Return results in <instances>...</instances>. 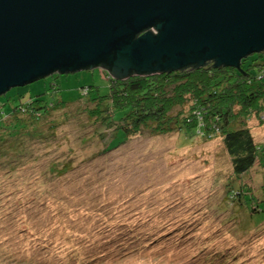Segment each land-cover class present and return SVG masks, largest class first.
I'll return each mask as SVG.
<instances>
[{
    "label": "rangeland",
    "instance_id": "obj_1",
    "mask_svg": "<svg viewBox=\"0 0 264 264\" xmlns=\"http://www.w3.org/2000/svg\"><path fill=\"white\" fill-rule=\"evenodd\" d=\"M87 86L101 96L109 89L99 68L55 73L11 89L0 96V104L8 115L15 106L47 92L48 103L75 102ZM261 117L250 120L259 144L264 143V112ZM74 119L72 133L67 126L53 142L54 153L73 150L77 168L69 176L43 185V177L35 183L27 179L30 171L42 168L21 166L13 175L6 169L9 165L0 169V264H264V226L247 236L220 226L240 224L237 209L231 214L219 209L226 181L219 178L222 173L231 176L232 168L220 140L182 147L178 135H135L99 156L102 147L96 142L77 144L94 127L85 115ZM257 184L264 180L259 178ZM112 216L120 219L111 221ZM125 220L133 230L138 226L136 232L142 228L153 233L156 242L146 249L151 238L143 248H131V236L128 242L102 232L114 231L109 227ZM186 227L194 231L183 243L179 235Z\"/></svg>",
    "mask_w": 264,
    "mask_h": 264
},
{
    "label": "trees",
    "instance_id": "obj_2",
    "mask_svg": "<svg viewBox=\"0 0 264 264\" xmlns=\"http://www.w3.org/2000/svg\"><path fill=\"white\" fill-rule=\"evenodd\" d=\"M252 56L241 61L240 69L216 67L212 61L160 75L132 74L125 79H116L100 67L109 83L105 95L87 86L75 102L57 99L48 103L47 92L15 106L8 115L0 104V169L9 165L6 169L13 175L21 166L42 168L30 171L27 179L35 183L43 177V185L45 180L69 176L77 168L70 154L73 150L68 154L54 153L57 146L53 142L60 140L56 135L67 126L72 133L70 125L78 115H85L94 131H87L88 135L81 136L77 144L96 142L102 147L99 156L115 151L135 135H178L182 147L199 140H220L232 168L231 176L222 173L219 178L226 179L221 184L224 198L219 209L222 214L237 209L240 222L234 228L225 222H220V226L230 232L241 230L244 236L260 231L264 226V184L258 186L257 181L264 180V143L256 142L250 120L262 118L264 112V52ZM54 133L55 137L50 138ZM116 219L120 218L112 216L110 220ZM116 224L109 227L114 231L102 232L128 242L131 236L133 241L126 242L131 248L133 244L143 248L154 236L142 228L136 232L138 226L133 230L126 220ZM121 228L122 232L117 231ZM187 228L179 235L183 243L194 231ZM155 242L152 238L146 249Z\"/></svg>",
    "mask_w": 264,
    "mask_h": 264
},
{
    "label": "water",
    "instance_id": "obj_3",
    "mask_svg": "<svg viewBox=\"0 0 264 264\" xmlns=\"http://www.w3.org/2000/svg\"><path fill=\"white\" fill-rule=\"evenodd\" d=\"M264 52V0H0V96L54 73L240 69Z\"/></svg>",
    "mask_w": 264,
    "mask_h": 264
}]
</instances>
